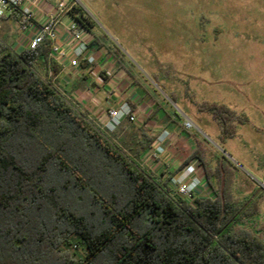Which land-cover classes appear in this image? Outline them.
I'll list each match as a JSON object with an SVG mask.
<instances>
[{
	"label": "trees",
	"instance_id": "1",
	"mask_svg": "<svg viewBox=\"0 0 264 264\" xmlns=\"http://www.w3.org/2000/svg\"><path fill=\"white\" fill-rule=\"evenodd\" d=\"M91 46L102 44L95 38ZM52 47L47 36L21 51L0 40V264H264L261 195L238 196L226 159L216 156L213 165L197 140L179 168L199 160L213 196L191 203L173 195L56 89L62 66ZM108 51L141 85L124 55ZM185 92L217 122L223 140L249 120L225 103L197 101L189 87ZM154 139L144 134L137 156ZM74 235L83 256L64 249Z\"/></svg>",
	"mask_w": 264,
	"mask_h": 264
},
{
	"label": "rangeland",
	"instance_id": "2",
	"mask_svg": "<svg viewBox=\"0 0 264 264\" xmlns=\"http://www.w3.org/2000/svg\"><path fill=\"white\" fill-rule=\"evenodd\" d=\"M64 1L73 4L77 16L102 44L101 48H91L97 54L95 63L87 68L90 69L91 87L96 86V78H101L102 69L111 77L120 76L118 64L108 51L111 48L120 51L129 66L135 67L149 83L152 93L153 89L157 91L154 94L157 100L170 112L175 109L181 116H176L178 125L169 127L163 112L157 114L155 122H147L145 119L153 108V99H145L137 91L136 97L143 98L137 120L124 119L115 131H108L112 141L156 180L170 184V177L174 174L163 171L165 175L160 179L141 160L147 149L141 151V156L135 153L140 146L139 140L143 138L142 131L173 129L178 132L175 154L181 161L190 150L181 141L179 143V137L184 140L193 135L205 144L213 165L216 156L230 164L236 176L238 196L249 197L260 190L257 194L261 195L259 222H264V0ZM0 40L12 48L20 44L24 47L20 29L11 20L8 23L5 19L0 21ZM66 69L72 74L75 84L65 87L56 77L54 86L77 109L87 110L89 119L106 132L105 122L93 113L90 101L85 98L86 102H81V97L73 95L76 90L84 92L87 89L83 72L78 74L76 69ZM152 75L164 85L165 90ZM114 84L109 83V95L116 91L120 93ZM131 85L124 82L120 86L121 91L126 92ZM186 87L197 101L225 103L247 116L248 122L238 124L234 137L221 139L217 122L209 113L196 109L185 92ZM171 93L176 95L178 104ZM98 95L104 99L106 94ZM110 108L113 105L105 107L106 115ZM187 117L195 123L193 129L185 127ZM2 119L0 115V122ZM200 175L203 180L200 197L213 196L204 170ZM172 193L175 194L174 190ZM71 239L72 244L64 246V249L76 257L83 256L86 252L84 246L76 245L75 235Z\"/></svg>",
	"mask_w": 264,
	"mask_h": 264
},
{
	"label": "built area",
	"instance_id": "3",
	"mask_svg": "<svg viewBox=\"0 0 264 264\" xmlns=\"http://www.w3.org/2000/svg\"><path fill=\"white\" fill-rule=\"evenodd\" d=\"M38 2L35 0H0V21L11 14H18L20 38L24 47L34 49L45 36L52 40L51 57L56 60L62 68L83 69V63L90 65L96 61L95 54L91 51L90 42L93 38L90 31L81 24L75 16L74 20L62 27L65 29L68 49L61 44L62 34L60 30L61 15L63 13H73V4L66 1H59L58 4L47 12L44 21H39L37 16ZM19 46H22L21 44ZM23 47V46H22ZM23 47V48H24ZM25 49V48H24ZM52 72H50L51 75ZM136 121L137 116L131 106L124 102L118 107L108 110V117L104 123L106 133L115 131L124 119ZM185 127L193 129L195 123L190 119H185ZM171 133L163 130L157 137L158 148L167 146ZM150 152V151H149ZM158 150H152L148 154V159L155 160L158 157ZM203 168L200 167L199 160L192 161L182 167L178 172L170 177L169 187L187 201L194 203L203 188V180L200 175Z\"/></svg>",
	"mask_w": 264,
	"mask_h": 264
},
{
	"label": "crops",
	"instance_id": "4",
	"mask_svg": "<svg viewBox=\"0 0 264 264\" xmlns=\"http://www.w3.org/2000/svg\"><path fill=\"white\" fill-rule=\"evenodd\" d=\"M38 2V7L37 9V16L39 18V21H44L47 15V12L52 9V7L56 6L58 4L59 1L62 0H35ZM78 17L77 14L75 12L73 13H63L61 15V24L60 25V30H61V34H62V39H61V44L63 45L64 48L68 49L69 44L67 43V37L65 34V29L62 28L66 25H68L70 22H72L74 20V18ZM6 20V22L8 23L9 20L16 22V24L18 25L19 28V23H18V14H11L7 17L4 18ZM4 21V20H3ZM96 37L93 36L91 42H90V46L91 44H93L94 40ZM91 48H93L91 46ZM13 49L17 50V51H21L24 48L22 46H15L13 47ZM98 53V52H97ZM95 55L97 56V54L95 53ZM90 69L87 68H83L78 70V74H82L83 72V78L86 79V83H87V89L84 92H80L79 90H76L75 93H73V95L75 97H81V102H86L85 98H87L88 101H90L91 105L93 106L92 108L94 109V114H97V118L99 117V119L101 121H106L108 115H106L105 112V107L108 105H113V107H118L120 106L122 103H124V101H128L129 104H134L135 108H134V113L136 114V116L138 115V113L140 112L141 109V99L142 96L147 99H153V108L149 111V113L147 114L146 117V121L147 122H155L156 121V116L157 114H159L160 112H163V116L168 120V127L169 126H174V125H178L179 124V120L176 117V115L172 112H170L165 106L164 104L160 101L157 100L155 95L156 94V90L153 89V93L151 91V89L148 87L149 83H147V81L144 79V77H142L140 74H137L142 82L141 85H131L132 84V80L129 78L128 74L125 72V70L123 69H119L118 73H119V77L113 75L111 78L108 79H104L102 77V72L105 71L104 69L100 70V76L101 78L99 79H95L96 81V86L93 88L91 87V79L90 77V73L89 71ZM105 75L108 76L107 72L105 71ZM141 76V77H140ZM58 80L59 82L65 86V87H69L70 85L73 86L75 84V79L72 77L71 73H68V70L66 68H62L60 74L58 75ZM124 82H126L128 85H131V88H128L126 90V92H122L121 87L123 86ZM114 84L116 85L115 88L117 90H119L120 93H118L117 91L115 93H113L112 95H109V91H110V85ZM127 86V85H126ZM140 92L142 93L141 97H136V93ZM103 93L106 94L104 96V99H102L98 94ZM162 106V108L156 112L155 109L158 105ZM165 109L168 112V115H165V111L163 110ZM149 131H142V135L144 138V134H148L147 132H149V134H151V136H154L155 139L154 141L151 143L150 147L146 148L147 150L143 153L144 155L141 157V160L143 162H145V160L148 158V154L152 151V150H158V157L153 160V159H148L145 163L146 165L152 170V172H155L158 178H162L164 177V173L163 171H168L171 172L172 170H175L177 168H179V166L183 163V161L190 155V153L193 151V149L195 148V144L197 140H200L198 138H194L193 135L192 136H187L185 137V141L182 140L181 137H179V143L181 141V143H183L184 147L187 148L188 150H190V152L188 153L187 157H185L182 161L177 157V155L175 154V150H177V147L175 146V140L178 136V132L174 131L173 129H167L170 131L171 136L169 138L168 144L167 146H164L162 148H158V144H157V137L160 135V133L165 130V129H148ZM148 134V135H149ZM143 138H141L140 140H143ZM139 140V141H140ZM150 151V152H149ZM195 161V159L190 160L188 163ZM187 163V164H188ZM186 165V164H185ZM184 165V166H185ZM183 166V167H184ZM200 167L203 168L200 164ZM181 168H179L176 172H178ZM175 172V173H176ZM174 173V174H175Z\"/></svg>",
	"mask_w": 264,
	"mask_h": 264
},
{
	"label": "water",
	"instance_id": "5",
	"mask_svg": "<svg viewBox=\"0 0 264 264\" xmlns=\"http://www.w3.org/2000/svg\"><path fill=\"white\" fill-rule=\"evenodd\" d=\"M176 106H177V104H176ZM177 109L180 111L179 107H177ZM180 112H181V111H180ZM259 192H260V190L257 191V192L252 196V198H251L250 200L254 199V198L257 196V194H258Z\"/></svg>",
	"mask_w": 264,
	"mask_h": 264
},
{
	"label": "flooded vegetation",
	"instance_id": "6",
	"mask_svg": "<svg viewBox=\"0 0 264 264\" xmlns=\"http://www.w3.org/2000/svg\"><path fill=\"white\" fill-rule=\"evenodd\" d=\"M257 192V191H256Z\"/></svg>",
	"mask_w": 264,
	"mask_h": 264
}]
</instances>
